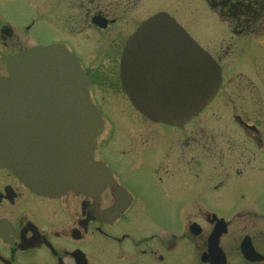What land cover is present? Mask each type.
Here are the masks:
<instances>
[{
    "label": "flooded vegetation",
    "instance_id": "obj_1",
    "mask_svg": "<svg viewBox=\"0 0 264 264\" xmlns=\"http://www.w3.org/2000/svg\"><path fill=\"white\" fill-rule=\"evenodd\" d=\"M209 1L220 15L229 10L239 36H251L259 44L264 36V0ZM152 3L0 0V76H7L8 62L18 54L58 44L78 57L95 104L103 103L98 89L122 90L130 103L121 60L138 28L149 18L168 13L162 10L145 16L142 9ZM16 5H36L38 14L62 37L47 43L32 40L39 16L31 14L21 23ZM255 59L245 82L253 103H257L258 77L264 72H258L259 66L264 68L263 59L260 63ZM216 60L223 78L219 97L228 90L229 79L222 59ZM105 109L108 127L111 120ZM130 112L134 120L127 124L130 129L141 122L153 130L134 133L128 129L124 137L114 127L103 133L106 137L99 138L104 139L98 140L95 159L109 168L113 178L100 194L46 197L0 167V264H264V140L258 115L243 112L230 119L254 145L223 148L217 139L225 138V132L215 134L209 124L223 127V119L205 121L200 113L183 125L169 126ZM185 134L192 144L183 141ZM148 150L162 152L153 171L158 184L185 193L167 195L175 198L172 210L143 209L144 199L136 185L112 164L111 160L130 158L136 168ZM226 151L236 154L233 161ZM178 170L189 172L191 180L174 184Z\"/></svg>",
    "mask_w": 264,
    "mask_h": 264
},
{
    "label": "water",
    "instance_id": "obj_2",
    "mask_svg": "<svg viewBox=\"0 0 264 264\" xmlns=\"http://www.w3.org/2000/svg\"><path fill=\"white\" fill-rule=\"evenodd\" d=\"M165 34H176L177 39L150 40ZM170 42L178 51L174 55L178 82L142 89L138 83L142 52L149 43L158 50ZM8 72L9 78H0V164L39 194L100 193L110 178L94 160L105 122L90 99L77 58L59 46L34 48L14 58ZM122 79L140 113L155 122L181 124L216 95L221 71L176 21L161 14L128 42Z\"/></svg>",
    "mask_w": 264,
    "mask_h": 264
},
{
    "label": "rangeland",
    "instance_id": "obj_3",
    "mask_svg": "<svg viewBox=\"0 0 264 264\" xmlns=\"http://www.w3.org/2000/svg\"><path fill=\"white\" fill-rule=\"evenodd\" d=\"M210 5L211 2L209 0H153L152 5H145L142 11L145 16H149L152 13L167 10L171 17H174L202 48L213 57L222 59L221 62L229 79L228 90L217 98L213 105L204 113L205 116L203 118L205 121L214 118L225 120L221 122L223 127L217 126L214 128L212 127L214 123H209L210 129L215 134L225 132L226 139L224 137L217 139V144L220 147H250L254 144L230 119L233 114L242 115L243 112L249 116L258 115L257 118L260 119L258 122L260 125L259 129L264 140V68L258 67V72H263V77L260 76L257 80V103L252 102L253 97L248 93L249 89L245 85V82L248 81L247 79L250 78L248 77L251 73L250 64L253 65L254 58L256 57L255 63H260L263 59L262 63L264 64V52L259 47L261 45L264 49V36L260 39L259 44L257 41L253 42L251 40L253 37L251 36H239L236 32H239V29L234 25V20L229 10H224V14L220 15V10H214ZM16 8L17 18L21 23L31 14L39 16V25L32 37L35 42L47 43L62 37V34L56 30L52 23L44 21V18L38 14L36 5H16ZM252 80H254V77ZM98 92L99 97L103 101L101 103L103 106L100 104V107H103V110L106 108L108 118L111 120L108 127L106 126V133H109L115 127L117 135L125 137V130L128 131L130 129L127 124H129L130 118L133 120L132 112L130 111L137 115L138 113L132 109V105L126 100L124 91L119 89H98ZM137 120L141 121L138 118ZM141 129L145 131L152 128L145 127L139 122L138 125H133L130 130L138 133ZM106 133L103 135L104 137H106ZM124 137H120V140H123ZM189 137L190 135L185 134L183 141L188 139L187 141L192 144L193 141ZM103 139L99 140L102 141ZM180 139L182 141V136H180ZM227 154H229L230 158L228 160L233 161L236 154L227 152L226 156ZM161 156L162 152L155 150L145 151L139 157L140 162L136 168L130 165L132 162L130 158H124L120 162L111 160L113 165L123 171L125 179L127 177L130 183L136 185L139 195L144 199L143 209L150 211L172 210L175 198L167 195L170 193L185 194L179 189L171 192L169 186L163 187L156 181L153 171ZM211 158L215 159V157ZM262 158V155L257 153V161H261ZM228 160L226 159V161ZM190 180L189 172L178 170L172 182L180 185L186 184ZM221 193H227V191H222Z\"/></svg>",
    "mask_w": 264,
    "mask_h": 264
},
{
    "label": "bare ground",
    "instance_id": "obj_4",
    "mask_svg": "<svg viewBox=\"0 0 264 264\" xmlns=\"http://www.w3.org/2000/svg\"><path fill=\"white\" fill-rule=\"evenodd\" d=\"M1 77V76H0ZM218 97H216V99L211 103V105H213V103L217 100ZM211 105H209L203 112L202 114H204L210 107ZM196 120V119H195Z\"/></svg>",
    "mask_w": 264,
    "mask_h": 264
}]
</instances>
